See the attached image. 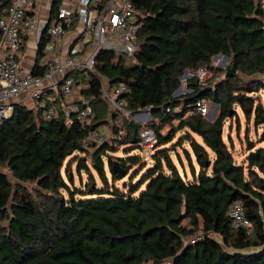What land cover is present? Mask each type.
<instances>
[{"label": "trees", "instance_id": "obj_1", "mask_svg": "<svg viewBox=\"0 0 264 264\" xmlns=\"http://www.w3.org/2000/svg\"><path fill=\"white\" fill-rule=\"evenodd\" d=\"M11 1L0 0V18ZM131 1L141 43L133 63L102 51L98 75H69L89 83L82 93L95 112L92 124L67 125L62 113L47 122L41 110L21 103L0 122V264H264V147L248 138L247 155L237 163L224 139L225 122L238 116L236 105L264 124V106L255 96L264 90L261 0ZM44 43L45 36L38 59ZM217 55L228 57L237 73L226 72L207 86L191 78L192 90L174 96L186 70L201 65L216 70L212 59ZM100 76L111 89L126 87L122 98L132 114L151 107L148 126L158 136L153 164L133 155L141 147L140 128L135 135L130 115L122 113V140L89 139L90 131L109 124ZM199 99L219 105L213 120L197 111ZM259 141L264 142V132ZM119 146L125 156L112 154ZM180 146L191 178L172 156L176 153L183 166ZM89 147L95 149L92 165L104 185L97 187L93 180L87 190L72 187L70 164L66 177L63 172L65 161L90 153ZM79 160V169L90 171L86 160ZM116 161L133 182H125L124 189L108 180L106 167L114 183L123 179L114 170ZM236 202L250 226H233L229 211Z\"/></svg>", "mask_w": 264, "mask_h": 264}, {"label": "built area", "instance_id": "obj_2", "mask_svg": "<svg viewBox=\"0 0 264 264\" xmlns=\"http://www.w3.org/2000/svg\"><path fill=\"white\" fill-rule=\"evenodd\" d=\"M54 2L12 0L0 18V122L12 115L14 103L25 104L30 100V107L41 110L42 118L47 122L62 113L67 125L75 120L82 126L92 124L95 112L82 93V88L89 86V83H77L74 77L69 76L70 73L97 74L96 63L102 51L114 52L117 56L134 61L141 50L138 38L140 25L131 0H60L52 15H43L44 5L49 4L51 9ZM260 7L264 12V0H261ZM31 34L37 50L43 36L45 43L40 58L35 55L28 66L23 63V58ZM186 71L187 74L184 73L180 79L185 83L195 78L201 86H207L212 76L211 68L205 65ZM100 78L102 98L110 107L108 127L111 131L105 141L124 138V113L141 124V148L155 150L158 136L148 126L153 120L151 107L132 114L125 108L126 102L122 98L126 87L121 84L111 89L107 80L102 76ZM180 87L182 89V84ZM181 92H175L174 96L181 95ZM195 107L205 116L210 104L207 99H199ZM114 128L118 132H114ZM103 134L101 128L92 130L89 139L102 142ZM229 215L236 228L251 225L239 202L231 206ZM199 239L196 237L191 242ZM166 264H170V261H166Z\"/></svg>", "mask_w": 264, "mask_h": 264}, {"label": "rangeland", "instance_id": "obj_3", "mask_svg": "<svg viewBox=\"0 0 264 264\" xmlns=\"http://www.w3.org/2000/svg\"><path fill=\"white\" fill-rule=\"evenodd\" d=\"M37 44L35 43V41L33 40V36L32 34L30 35L28 42H27V57H31L33 56V53L36 51ZM117 61V60H116ZM126 62L128 64L133 63V61L126 59ZM212 65L216 68V70H212V76L208 79V82H210V84L212 82H217L220 81L221 79L225 78V73L228 72V70L231 68V61L229 58H227L224 55H220L219 57H213L212 59ZM217 69H220L217 70ZM243 78L245 79H249V77H246L244 75H242ZM182 84V92L179 94H184L186 92H188V90L190 89L189 86V81L187 83L181 81ZM256 97H258V102H260L261 104H263L264 106V90H260L257 94H255ZM107 103V102H106ZM210 109L209 112L205 115L206 118L210 119V117L213 114H217L218 112L215 111L216 109V104L214 102H210ZM108 105V103H107ZM235 109L238 113V116L229 118L224 125V139L227 142V144H229L230 146H233V154L235 157V160L237 163H241L244 158L247 155V139L249 138L251 141H255L257 144V147H264V142L259 141V139L261 138V134L264 132V124H256L255 122V117L254 114L252 115L251 118H248V116L240 109V107L238 105L235 106ZM110 114V107L108 105V115ZM176 124V122H175ZM106 132L103 134V139L104 141L106 140V138L108 137L109 133H110V127H108V125L105 126ZM169 127H164L163 128V133H166L168 131ZM180 135V133H178V136ZM231 137V139H230ZM199 139V137H197ZM110 139V138H109ZM200 140V139H199ZM185 146L189 147L188 142L185 143ZM90 148V153H75L72 156H70L69 158H67V160L65 161L64 164V168H63V172L65 175V169L66 166L68 164H70V169H71V174L73 176V184L70 183V185L72 187H76V188H80V189H84L87 190V185H91V183L95 180V185L97 187H103L104 185V181L101 178V176L97 173V171L94 169L93 165H92V153L95 151V149ZM177 150L179 151V154L184 162L186 171L184 170L183 166L181 165L177 154L176 153H172V156L176 162V164L179 167V170L181 171L182 174H184L186 172L187 177L191 178V167L188 163V160L186 159V156L184 154V151L182 149V147H178ZM155 151L153 150H146L143 149L141 147H137L134 149L133 151V155L136 154L138 156H141V158L143 160H146V162L151 165L153 164V153ZM114 156H125L124 155V150H123V146H119V149L117 152L112 153ZM79 158H84L88 164V166L90 167V171L83 168V169H79V163L80 160ZM197 165V163H196ZM135 169L132 168V171ZM5 172H8L5 169ZM106 172H107V176H108V180L110 182V184H115L116 186L120 187L121 189H124V183L128 182L129 184L133 183L132 181H130V176L126 175L123 176L121 180L116 181L115 183L113 182V178L111 175V172L109 170V167H106ZM9 173V172H8ZM11 180L15 183L16 180L13 178L12 174L9 173ZM66 177V175H65ZM137 180V178L134 180V182ZM70 182V181H69ZM28 186L30 188H32L34 185L33 184H28ZM144 188V187H143ZM142 188V189H143ZM187 223V221H186Z\"/></svg>", "mask_w": 264, "mask_h": 264}, {"label": "water", "instance_id": "obj_4", "mask_svg": "<svg viewBox=\"0 0 264 264\" xmlns=\"http://www.w3.org/2000/svg\"><path fill=\"white\" fill-rule=\"evenodd\" d=\"M215 57L217 58V56H215ZM227 58H228V57H227ZM185 73L187 74V71H185ZM236 73H237V68H236L235 66H232V67L228 70L227 75L236 74ZM181 90H182L181 87H179V88L176 90V93L181 92ZM215 104H216V103H215ZM218 110H219V105L216 104V109H215V111L218 112ZM216 115H217L216 113L213 114V115L210 117L209 120H213V119L216 117ZM131 124H133V126H134V133H135V135H136L137 132H138V129L140 128V125H141V124L135 122L134 120H131ZM114 170L117 171V172H119V173L121 174L122 177L125 176V172H124L123 169L120 167L118 161H116V162L114 163ZM130 185H132V184L130 183Z\"/></svg>", "mask_w": 264, "mask_h": 264}, {"label": "crops", "instance_id": "obj_5", "mask_svg": "<svg viewBox=\"0 0 264 264\" xmlns=\"http://www.w3.org/2000/svg\"><path fill=\"white\" fill-rule=\"evenodd\" d=\"M50 6H49V4H45L44 5V7H43V9H42V14L43 15H45V14H50V15H52L53 14V8H49ZM37 48V47H36ZM27 55V49H26V54H25V57L23 58V63L25 64V65H28V66H30L31 64H32V61H33V58L35 57V55H37V49H36V51L33 53V56H31V57H27L26 56ZM24 105H26V106H28L29 108H32V107H30V106H32V102L30 101V100H27L26 101V103L24 104ZM33 109V108H32ZM101 130H103L104 131V133L106 132V129H105V126H103V127H101ZM110 131H111V129H110ZM108 137H110L109 135H108ZM260 140V139H259ZM183 168H184V170L186 171V168H185V165L183 164ZM195 168H196V170L197 171H199V166H198V164L196 165V162H195ZM192 177V176H191Z\"/></svg>", "mask_w": 264, "mask_h": 264}]
</instances>
